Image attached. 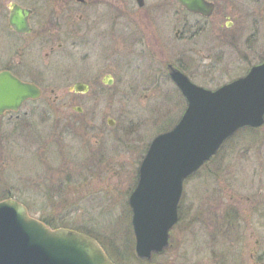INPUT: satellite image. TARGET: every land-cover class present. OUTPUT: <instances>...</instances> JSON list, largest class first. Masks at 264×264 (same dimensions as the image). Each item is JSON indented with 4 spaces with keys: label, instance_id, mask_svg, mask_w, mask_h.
I'll return each instance as SVG.
<instances>
[{
    "label": "rangeland",
    "instance_id": "1",
    "mask_svg": "<svg viewBox=\"0 0 264 264\" xmlns=\"http://www.w3.org/2000/svg\"><path fill=\"white\" fill-rule=\"evenodd\" d=\"M179 10L174 3L167 13L170 31L175 29ZM220 10L222 19L216 23L222 25L220 48L205 42L206 47L198 51L192 44L174 41L166 57L175 59L181 51L197 50L201 57L198 64L185 68L196 85L212 90L264 60V0H221ZM226 21H232V27L226 28ZM73 52L70 47L61 51L63 72L59 78L50 75L43 82L38 99L25 103L11 120L8 114L0 118V176L20 192L11 198L26 201L31 209L41 207L42 211L29 212L31 216L62 212L71 223L92 227L108 246L112 241L119 248L125 237L133 235L127 200L142 156L151 139L167 123L173 125L178 120L185 100L159 65L165 58L160 56L159 67L111 63L110 57L93 59L88 76H80L92 81L91 91L68 93V86L76 80L69 68L80 75L79 70L87 67L72 57L76 56ZM106 70L113 75L111 85L102 82L104 78L108 81ZM74 106L82 111L76 112ZM107 119H113V126ZM247 132L227 139L215 156L217 160L204 164L202 173L186 184L190 194L203 192L194 200L200 207L214 197L215 188L222 185L220 180L231 179L239 193L246 192L251 178L254 185L264 186V126L249 131V136ZM48 185L59 189L50 199L43 194ZM205 224H201L202 231L198 224L183 230L179 223L172 232L175 251L184 252L195 264L214 259L216 248L210 235L215 226L211 221ZM133 251L136 259L128 258L124 264H149L136 256L134 243ZM161 256L166 260L168 255Z\"/></svg>",
    "mask_w": 264,
    "mask_h": 264
},
{
    "label": "flooded vegetation",
    "instance_id": "2",
    "mask_svg": "<svg viewBox=\"0 0 264 264\" xmlns=\"http://www.w3.org/2000/svg\"><path fill=\"white\" fill-rule=\"evenodd\" d=\"M205 1L213 6L209 15L189 11L176 0H0V75L12 76L39 90L36 98L23 100L16 111L4 110L0 118L8 114V121L11 120L12 114L25 103L42 95L43 82L49 80L50 75L59 78L63 72L61 51L66 47L74 50L76 56L72 57L87 65L79 70L80 75L73 74L72 67L69 68L71 76L76 77L67 88L73 95L91 91L92 81L80 76L88 74L93 59L104 61L108 57L111 63L117 61L131 66L162 65L171 82L170 72L176 69L193 82L185 66L198 64L201 57L195 52L202 51L205 42L217 49L223 40L222 25L216 24L222 19L221 0ZM174 3L180 10L175 29L170 31L171 20L167 13ZM232 24L226 21L224 26L230 28ZM174 41L192 44L197 50L181 51L177 58L166 59ZM159 56L165 58L158 65ZM104 76L108 81L104 78L102 82L111 85L110 71L106 70ZM77 85H81L80 90L75 88ZM72 109L82 111L79 106ZM200 172L199 169L183 180L177 220L169 229L166 250L139 259L149 264H195L184 252L175 251L177 245L172 240L175 239L172 232L179 223L183 230L198 224L203 231L201 224L211 221L215 228L210 238L216 249L213 261L208 263L264 264V186L254 185L251 178V185L245 186L246 192L239 193L231 185V179L220 180L222 185L215 188L214 197L208 198L202 208L194 200L200 199L203 192L199 196L195 191L190 194L186 187L190 178ZM202 199L204 201V196ZM163 253L168 255L166 260L161 256Z\"/></svg>",
    "mask_w": 264,
    "mask_h": 264
},
{
    "label": "water",
    "instance_id": "3",
    "mask_svg": "<svg viewBox=\"0 0 264 264\" xmlns=\"http://www.w3.org/2000/svg\"><path fill=\"white\" fill-rule=\"evenodd\" d=\"M176 1L205 15L213 7L205 0ZM247 71L211 90L171 70L186 107L175 126L152 138L137 168V181L127 201L138 257L149 258L167 246L169 229L177 220L183 180L238 129L264 123V61ZM38 95L34 85L0 75V113L16 110L20 102ZM108 122L112 124V120ZM0 264L115 263L92 237L64 227L50 228L30 216L23 204L7 198L0 201Z\"/></svg>",
    "mask_w": 264,
    "mask_h": 264
},
{
    "label": "trees",
    "instance_id": "4",
    "mask_svg": "<svg viewBox=\"0 0 264 264\" xmlns=\"http://www.w3.org/2000/svg\"><path fill=\"white\" fill-rule=\"evenodd\" d=\"M171 125H172L171 123H167V126H165L162 131L165 132V130L169 129L171 127ZM249 131H253V130L251 128H243V129H240L233 136H238L242 132H244V133L247 132L248 133L247 136H249L251 134V133H249ZM244 137H246V136H244ZM230 140H231V138H230ZM215 156H217V154ZM215 156L212 157L210 161L217 160L218 156L217 157H215ZM51 183H53V182L51 181ZM58 190L59 189L55 188L54 185H48V187H46V189L44 190L43 194H45L47 196V198L50 199L53 195L52 194L53 191L56 192ZM18 193H20V192L17 190V187L12 186L7 179L0 176V200L6 199L9 197L14 198V197H16L15 195H17ZM58 195L59 194L57 193L56 196H58ZM21 203L23 204V206H25L27 208L28 212H30V213H37L40 210L42 211V209H40L41 207L36 208V209H31L27 205L26 201H24V200ZM53 211L54 210H51L47 214L46 217L40 216V217H38V219L41 220L43 223H45L47 226H49L51 228L65 227V228H69V229H73V230L82 232L88 236H91L97 242H99V244L105 250L107 255L116 264H121L120 261L124 264V262L126 260H128V258H129V260H130V258H135L134 257V251H133L134 237H133L132 233L130 234V238L125 237V239L122 240L123 243L120 245L119 248L114 243H111L112 241H108V243H109V246H108L105 243L104 238H100L98 236V234L97 235L95 234L94 229L92 227L90 228V227H86V226H79L77 224L75 225V224L71 223L69 221V219L66 218V214H64V213L62 214V212L54 214Z\"/></svg>",
    "mask_w": 264,
    "mask_h": 264
}]
</instances>
